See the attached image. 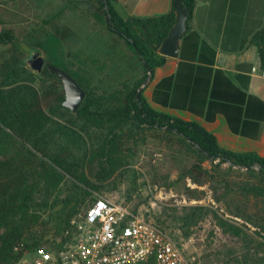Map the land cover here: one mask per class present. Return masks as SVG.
I'll return each mask as SVG.
<instances>
[{
	"label": "rangeland",
	"instance_id": "374dc122",
	"mask_svg": "<svg viewBox=\"0 0 264 264\" xmlns=\"http://www.w3.org/2000/svg\"><path fill=\"white\" fill-rule=\"evenodd\" d=\"M98 15L94 3L88 0H0L1 32L12 31L15 47L20 42L41 48L47 54V64L67 70L96 100L89 108L95 113L94 122L77 118L61 105L64 92L57 78L38 76L19 67L25 54L17 47L14 51L12 43H0V79H5L4 68L10 69L16 62V85L30 86L48 98L52 125L42 140L49 155L64 159L74 175L101 187L99 193L90 190L78 214L97 197H110L155 223L182 246L186 256L195 257L197 264H264V196L242 191L249 184L258 185L255 177L243 169L229 170L228 164L212 169L218 161H204L210 182L199 187L179 179V173L197 160L194 148L181 138L132 122L111 129L109 116L119 107L117 100L135 84L143 83L145 72L132 50L107 32ZM62 29L69 30L64 39L57 37ZM59 96L63 98L60 103ZM118 143L122 158L116 151ZM105 144L109 145L107 155L119 160L108 179L100 175L98 162L88 159ZM73 183L78 185L65 174L55 191L45 192L50 197L48 207L31 212L41 217L37 225L60 210V204L54 209L49 206L64 200ZM199 195L203 196L201 200L196 199ZM223 208L238 212L241 218ZM78 214L72 220L77 221ZM251 222L257 224L256 228Z\"/></svg>",
	"mask_w": 264,
	"mask_h": 264
},
{
	"label": "trees",
	"instance_id": "16d2710c",
	"mask_svg": "<svg viewBox=\"0 0 264 264\" xmlns=\"http://www.w3.org/2000/svg\"><path fill=\"white\" fill-rule=\"evenodd\" d=\"M88 1L94 3L100 15L98 17L104 21L107 32L117 36L136 55L145 72L143 82L148 77L149 71L152 73L164 62V57L157 51L174 25V7L172 6L169 13L160 16L143 18L131 16L123 19L113 8L114 0ZM175 1L172 0V4ZM180 2L187 10V21H189L194 0H180ZM68 32V29H62L57 37L64 39L68 36ZM0 43H12V48L16 51L11 30H3L0 33ZM36 45L42 46L41 43ZM15 63L10 65V69L4 68L5 79H0V264H26L30 253L36 247L63 235L64 231L69 228L73 216L78 214L80 206L90 195V190L99 193L101 188L93 185L88 178L81 179L74 175L68 169L64 159L60 160L49 155L42 140L52 125V117L47 112L48 98L30 86L16 85L18 82L13 80L14 76H17ZM43 74L56 78L46 68ZM11 78L12 80L7 83V80ZM141 84V82L135 84L122 98L117 100L119 101L118 108L114 111L109 110L111 111L109 123H112V130L132 122L137 127H146L150 130L160 129L176 135L194 148L197 157L188 169L179 173V179L190 180L199 187L205 186L210 182V173L203 167V162L208 161L213 164L217 160V164H213L212 169L218 170L220 165L228 163L229 170L243 169L248 175L255 177L258 185L249 184L242 191L255 197L264 196L263 158L256 154H234L224 151L218 147L215 138L198 125L153 111L145 102L141 92L136 97ZM91 95V93H86L75 116L94 122L95 113L89 108L96 100ZM62 99L59 96L58 103ZM108 146L105 144L100 151H93L88 155L90 163L98 162L103 179L110 177L119 162L114 155H107V152H110ZM116 151L122 158L120 143ZM101 160H104V163H101ZM56 167L61 170H57ZM65 174L76 180L78 185L72 184L64 200L51 203L49 206L51 209L60 204V210L51 213L40 226L37 225L41 217L31 212L42 211V208L48 207L50 197L47 198L45 192L55 191L65 179ZM189 192L192 191L189 189ZM202 197L199 195L196 199L201 200ZM216 200L217 203L220 202L219 199ZM223 209L230 215L241 218L238 212ZM251 224L256 228V223L251 222ZM220 226L225 230L224 222L220 223ZM238 232L235 231L236 235ZM47 237L49 239L44 240ZM147 264L155 263L153 259H150Z\"/></svg>",
	"mask_w": 264,
	"mask_h": 264
},
{
	"label": "crops",
	"instance_id": "0c3cea01",
	"mask_svg": "<svg viewBox=\"0 0 264 264\" xmlns=\"http://www.w3.org/2000/svg\"><path fill=\"white\" fill-rule=\"evenodd\" d=\"M172 6L113 1L123 19ZM140 89L153 111L198 125L220 149L264 159V0H194L177 55L164 56Z\"/></svg>",
	"mask_w": 264,
	"mask_h": 264
},
{
	"label": "built area",
	"instance_id": "2783aa9c",
	"mask_svg": "<svg viewBox=\"0 0 264 264\" xmlns=\"http://www.w3.org/2000/svg\"><path fill=\"white\" fill-rule=\"evenodd\" d=\"M217 161V160H216ZM60 237L36 247L26 264H197L182 246L124 202L100 196Z\"/></svg>",
	"mask_w": 264,
	"mask_h": 264
},
{
	"label": "water",
	"instance_id": "95a60500",
	"mask_svg": "<svg viewBox=\"0 0 264 264\" xmlns=\"http://www.w3.org/2000/svg\"><path fill=\"white\" fill-rule=\"evenodd\" d=\"M173 7L175 10L174 25L157 51L163 57H175L177 55L178 42L186 30L187 10L182 6L180 0H176ZM1 29L0 25V33ZM15 44L25 54L24 58L18 63V66L28 68L38 76H41L43 70L46 68L62 84L64 99L61 105L70 112L76 113L86 96V91L78 84L76 79L62 68L47 64V54L41 48L30 47L20 42H16ZM150 74L151 72L149 71L148 75ZM140 91L141 89L137 91L136 97L139 96Z\"/></svg>",
	"mask_w": 264,
	"mask_h": 264
}]
</instances>
